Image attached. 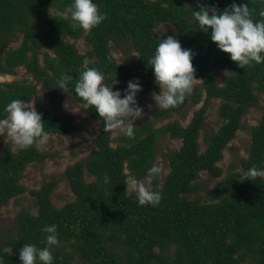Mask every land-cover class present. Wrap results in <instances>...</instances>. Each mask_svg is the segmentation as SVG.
<instances>
[{
	"label": "trees",
	"instance_id": "obj_1",
	"mask_svg": "<svg viewBox=\"0 0 264 264\" xmlns=\"http://www.w3.org/2000/svg\"><path fill=\"white\" fill-rule=\"evenodd\" d=\"M94 2L106 18L85 31L64 17L72 0H0V75L16 74L25 67L32 76V81L16 79L0 84V118L6 115L3 109L8 102L25 99L33 101L48 134L80 133L73 117L56 113L37 93L38 84L53 89L62 76L71 75L65 90L99 125L96 149L65 170L75 199L56 206L52 194L57 183L53 179L30 190L37 211L17 214L15 234L0 243V248H13L10 256L0 253L4 264H20L17 250L24 243L43 247L46 234L42 228L51 224L56 225L58 234L52 264H244L246 254L255 264H264V176L240 180L250 167L264 168V114L251 127L249 154L241 170L229 172L211 190L210 201L190 197L202 189L197 183L201 172L214 177L222 174L218 163L224 158V149L243 127L248 110L258 104V92H264V62L238 66L195 25L192 10L201 5L223 9L232 0ZM241 2L248 4L253 20H264L259 15L264 0H236ZM162 22L174 24L186 38L183 48L196 52L192 63L201 84L177 106L151 110V116L135 123L134 138L120 134V144L109 148L113 132L103 130L102 118L94 108H83V101L74 92L75 80L84 63L98 69L109 85L112 79L138 77L117 62L112 52L111 43L129 42L139 54V67L147 74L145 85L158 91L148 61L161 39L157 28ZM19 32L23 36L18 46L3 53L4 45ZM83 36L90 45L86 53L65 39ZM218 70L227 72L223 83ZM204 95V105L187 125L172 120L156 126V118L180 113L190 102L200 103ZM212 98L221 99L218 114L223 121L217 130L202 136ZM162 135L179 138L182 144L169 152L170 171L162 184L159 175L150 181L152 190L161 193L160 202L139 205L135 192L126 188L123 169L126 164L136 179L146 178L147 169L156 161ZM201 136L206 143L204 150ZM46 157L40 145L16 150L11 143L6 145L0 155V208L27 191L21 183L24 171ZM87 175L93 179L87 180Z\"/></svg>",
	"mask_w": 264,
	"mask_h": 264
},
{
	"label": "clouds",
	"instance_id": "obj_2",
	"mask_svg": "<svg viewBox=\"0 0 264 264\" xmlns=\"http://www.w3.org/2000/svg\"><path fill=\"white\" fill-rule=\"evenodd\" d=\"M259 15L264 17V10ZM192 16L195 25L210 35L211 41L215 42L219 50L229 53V58L238 66L244 67L253 61L257 64L264 62V20H253L248 4H238L236 0H232V3L223 9H217L214 5H201L192 10ZM64 17L89 31L106 18V13L99 10L94 0H72ZM158 41L148 61L158 91L154 90L150 95L156 106L167 109L182 103L186 94L192 91L193 84L200 78L195 76L192 61L196 52L193 49L183 48L175 35H167ZM133 55L139 56L138 53ZM11 79L8 74L0 75V84L8 83ZM71 80V75L62 76L57 82V87L64 90ZM103 81L104 75L98 69L88 67L87 63H84L75 80L74 92L83 101V108H94L102 118L104 131L113 132L115 135L116 130L124 136L134 138L133 122L141 117L143 112L137 101V94L142 89L139 77L128 80L123 90L113 88V85L118 83L115 79H112L110 85ZM3 111L6 115L0 118V134L7 135L15 145L23 149L33 145L39 146L47 141L48 132L44 130V119L30 100L12 99L4 106ZM108 146L112 149L117 147L112 142ZM160 171L159 164H152L147 169L146 183L136 179L125 164L124 183L126 188L135 192L139 205L155 206L160 202L161 193L150 188L151 179L158 176ZM258 176H264V168L252 166L240 180H253ZM42 231L46 234L43 247L24 243L17 250L20 264H52V249L58 243L56 225H45ZM0 253L10 256L13 254V248L5 245L0 248ZM0 264H4L3 255H0Z\"/></svg>",
	"mask_w": 264,
	"mask_h": 264
},
{
	"label": "rangeland",
	"instance_id": "obj_3",
	"mask_svg": "<svg viewBox=\"0 0 264 264\" xmlns=\"http://www.w3.org/2000/svg\"><path fill=\"white\" fill-rule=\"evenodd\" d=\"M55 9H49V12L54 13ZM158 35L161 39L167 35H175L180 41L181 46L184 47L186 38H184L174 24L170 22H162L157 28ZM23 34L17 33L16 36L6 45H4L2 52L10 47H16L22 40ZM75 43L81 53H86L90 49V45L87 43L85 37L79 39H73L65 37ZM113 55L117 62L129 68L132 76L136 75L140 79L142 85L141 91L137 94L138 104L142 107L143 112L141 117L137 118L133 123L140 121L144 117L151 116V110L161 108L155 105L150 93L154 91L153 88H149L145 85L147 74L138 65V56L133 55L137 52L129 42H121L118 44L111 43ZM227 72L224 70H218L217 76L220 83L223 80ZM11 80L16 79H29L32 81V76L27 74L25 67H20L16 74H10ZM132 79L129 78H117L118 83L113 87L123 90L126 87V82ZM105 84V79L103 81ZM201 80H198L193 84L192 89L195 86H199ZM38 95L43 98L46 105H50L56 113H61L66 116H71L74 122L78 125L80 133H72L69 135L48 134V139L45 143L40 144V147L47 153V157L43 162L30 164L23 173L21 183L27 188V191L20 194L18 197H14L10 202L0 208V228L2 234L0 236V243L7 238L15 234V220L17 214L21 210H29L36 213L37 209L34 205V196L30 190L39 188L43 182L49 180H55L57 185L52 194V200L58 207L63 206L65 203L75 199V194L69 187V183L65 176L66 168L96 149L95 138L99 130L97 120L87 115L82 109L81 105L73 98V96L59 87L53 89L44 88L41 84H38ZM123 94V91H121ZM259 102L257 105L251 107L243 118V127L238 130L236 137L226 146L224 149V158L218 163L222 168V174L219 177H214L207 171L201 172L197 183L202 189L197 193L190 194V197H199L203 201H210L211 190L221 182L229 172L238 171L242 168V161L247 159L249 149L251 145V127L258 124L262 115L264 114V92H258ZM33 103V101H32ZM205 103V95L198 104L190 102L188 106L180 113H174L171 117L156 118V126L160 127L169 121L178 120L181 124L187 125L194 112L203 106ZM34 104V103H33ZM221 104V99L212 98L207 104V119L202 129V136L204 133L215 131L222 124V118L218 114V108ZM35 107V105H34ZM73 110H78L73 112ZM115 131V135L112 133V143L116 145L120 144L119 133ZM201 136L200 142L202 149L206 147V143ZM8 143L12 144L13 150H16L19 146L15 145L7 135L0 134V155L4 151ZM182 144L181 139L171 137L170 135H162L158 140V155L155 163L160 165L161 171L159 173L160 184H162L165 176L170 171L168 154L171 150L178 149ZM87 180L93 178L89 175L86 176ZM140 181H146V178ZM152 190V186L150 185ZM129 192H131L128 189ZM244 264H255L249 254H246Z\"/></svg>",
	"mask_w": 264,
	"mask_h": 264
}]
</instances>
